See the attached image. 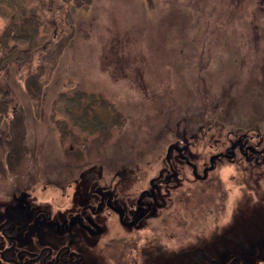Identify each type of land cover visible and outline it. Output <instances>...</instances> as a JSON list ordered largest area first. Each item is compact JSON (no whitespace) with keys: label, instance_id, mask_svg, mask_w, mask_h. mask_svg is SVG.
Masks as SVG:
<instances>
[{"label":"rangeland","instance_id":"rangeland-1","mask_svg":"<svg viewBox=\"0 0 264 264\" xmlns=\"http://www.w3.org/2000/svg\"><path fill=\"white\" fill-rule=\"evenodd\" d=\"M48 1L37 39L69 37L54 65L44 58L51 45L22 46L19 63L0 57L4 100L19 106L0 132L25 121V175L144 166L163 129L195 116L264 127V0Z\"/></svg>","mask_w":264,"mask_h":264},{"label":"flooded vegetation","instance_id":"flooded-vegetation-1","mask_svg":"<svg viewBox=\"0 0 264 264\" xmlns=\"http://www.w3.org/2000/svg\"><path fill=\"white\" fill-rule=\"evenodd\" d=\"M16 104L0 99V123ZM226 116L167 126L144 166L73 174L68 163L45 180L22 172L25 121L11 120L0 132V264H264V127Z\"/></svg>","mask_w":264,"mask_h":264},{"label":"trees","instance_id":"trees-1","mask_svg":"<svg viewBox=\"0 0 264 264\" xmlns=\"http://www.w3.org/2000/svg\"><path fill=\"white\" fill-rule=\"evenodd\" d=\"M48 7V0H0V19L7 28L4 32H0V48L7 50L0 56L2 62L12 64L25 59L22 46H29V49H34L40 46L46 48L51 45L44 58L54 65L62 45L66 43L69 37L66 34L60 41H56L57 34L55 33L51 37L47 35L45 39H41V42L37 39L39 27L45 23L43 17L48 11ZM18 17L23 18L20 25L15 22ZM46 28L48 27L45 25L44 30ZM7 43H12V45L9 46ZM4 87V85H0V92L3 91ZM1 95L2 92L0 99H4Z\"/></svg>","mask_w":264,"mask_h":264}]
</instances>
